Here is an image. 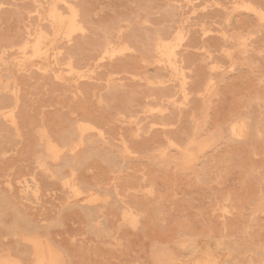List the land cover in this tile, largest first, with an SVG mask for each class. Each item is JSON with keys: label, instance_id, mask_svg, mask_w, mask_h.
Returning <instances> with one entry per match:
<instances>
[{"label": "rangeland", "instance_id": "374dc122", "mask_svg": "<svg viewBox=\"0 0 264 264\" xmlns=\"http://www.w3.org/2000/svg\"><path fill=\"white\" fill-rule=\"evenodd\" d=\"M263 24L264 0H0V264H264Z\"/></svg>", "mask_w": 264, "mask_h": 264}, {"label": "bare ground", "instance_id": "6f19581e", "mask_svg": "<svg viewBox=\"0 0 264 264\" xmlns=\"http://www.w3.org/2000/svg\"><path fill=\"white\" fill-rule=\"evenodd\" d=\"M146 1H147V0H146ZM149 1H150V0H149ZM249 1H250V0H249ZM70 2H73V4H74L76 1H70ZM200 2H201V1H200ZM200 2H199V4H200ZM54 3H55V2H54ZM255 3H256V2H255ZM61 4H62V3H61ZM142 4H143V2H142ZM144 4H145V3H144ZM196 4H197V3H196ZM196 4H195L194 6H196ZM58 5H59V4H58ZM67 5L72 6L71 4H67ZM146 5H148V4H146ZM75 6H76V5H75ZM142 6H143V5H142ZM148 6H149V5H148ZM148 6H146V7H148ZM192 6H193V4H192ZM52 7H53V6H52ZM57 7H60V5L57 6ZM62 7L64 8L65 6L62 5ZM67 7H68V6H67ZM139 7H140V6H139ZM151 7H152V6H151ZM189 7H191V6H189ZM196 7H197V6H196ZM255 7H256V6H255ZM259 7H260V6H259ZM71 8H72V7H71ZM260 8H261V7H260ZM49 9H50V8H49ZM51 9H52V8H51ZM51 9H50V11H51ZM68 9H69V8H68ZM72 9H73V8H72ZM174 9H176V8H174ZM52 10H53V9H52ZM61 10H62V9H61ZM167 10H168V9H167ZM50 11H49L48 13H50ZM62 11H63V10H62ZM70 11H71V10H70ZM72 11H73V10H72ZM79 11H80V10H79ZM79 11H78V12H79ZM144 11H145V8H144ZM51 12H52V11H51ZM53 12H54V10H53ZM55 12H56V10H55ZM146 12H147V10H146ZM148 12H149V10H148ZM179 12H180V10H179ZM257 12H258V11H257ZM57 13H58V11H57ZM59 13H60V12H59ZM63 13H64V12H63ZM151 13H152V12H151ZM166 13H167V12H166ZM168 13H169V12H168ZM176 13H177V12H176ZM176 13H175V14H176ZM225 13H226V12H225ZM71 14H72V13H71ZM73 14H74V13H73ZM73 14H72L71 16H74ZM149 14H150V12H149ZM171 15L173 16V14H171ZM54 16H55V15H54ZM65 16L67 17L66 14H65ZM69 16H70V13H69ZM69 16H68V17H69ZM163 16H165V14H164ZM246 16H247V15H246ZM249 16H251V15H249ZM51 17H53V16H51ZM61 17H62V16H61ZM167 17H168V16H167ZM57 18H58V17H57ZM79 18H80V17H79ZM84 18H85V17H84ZM249 18H250V17H249ZM53 19H54V18H53ZM59 19H60V17H59ZM59 19H57V20H59ZM63 19H64V18H63ZM81 19H83V18H81ZM174 19H175V18H174ZM250 19H251V18H250ZM54 20H55V19H54ZM57 20H56V21H57ZM52 21H53V20H52ZM59 21H61V20H59ZM72 21H74V17H73V20H72ZM72 21H70V22H72ZM174 21H176V20H174ZM63 22L66 23V21H64V20H63ZM81 22H82V21H81ZM83 22H84V21H83ZM244 22H245V21H244ZM56 23H57V22H56ZM64 23H63V26L65 25ZM67 23H68V22H67ZM85 23H86V22H85ZM88 23H89V22H88ZM252 23H253V22H252ZM57 24H58V23H57ZM70 24H71V23H70ZM77 24H78V23H77ZM83 24H84V23H83ZM89 24H90V23H89ZM248 24H249V23H248ZM66 25H68V24H66ZM72 25H73V22H72ZM226 25H228V24H226ZM232 25H233V24H232ZM263 25H264V24H263ZM40 26H41V25H40ZM57 26H58V25H57ZM57 26H56V27H57ZM59 26H60V24H59ZM59 26H58V27H59ZM63 26L61 25L60 27H63ZM79 26H80V25H79ZM64 27H65V26H64ZM84 27H85V26H84ZM146 27H147V26H146ZM40 28H41V27H40ZM65 28H66V27H65ZM85 28H86V27H85ZM85 28H84V29H85ZM149 28H151V27H149ZM43 29H44V28H43ZM45 29H46V28H45ZM45 29H44V30H45ZM57 29H58V28H57ZM60 29H61V28H60ZM62 29H63V28H62ZM74 29H75V28H74ZM74 29H73V30H74ZM79 29H80V27H79ZM81 29H83V28H81ZM70 30H71V28H70ZM129 30H130V29H129ZM129 30H127V31H129ZM161 30H162V28H161ZM164 30H165V29H164ZM166 30H167V29H166ZM55 31H56V29H55ZM59 31H60V30H59ZM147 31H148V29H147ZM147 31H146V32H147ZM150 31H151V30H150ZM30 32H31V31H30ZM47 32H48V35H49V34H50V31H47ZM140 32H141V31H140ZM146 32H145V34H146ZM148 32H149V31H148ZM53 34H54V32H53ZM53 34H52V35H53ZM57 34H59L58 31H57ZM57 34H56V35H57ZM133 34H134V32H133ZM139 34H140V33H139ZM141 34H143V32H141ZM141 34H140V35H141ZM170 34H171V32H170ZM69 35H70V34H69ZM121 35H123V33H122ZM137 35H138V34H137ZM137 35H134V36L137 37ZM159 35H160V34H159ZM162 35H163V32H162ZM34 36H35V35H34ZM40 36H41V35H40ZM98 36H100V35H98ZM128 36H129V35H128ZM130 36H131V34H130ZM134 36H132V37H134ZM145 36H146V35H145ZM164 36H165V35H163L162 37H164ZM168 36H170V35H168ZM228 36H229V35H228ZM38 37H39V36H38ZM51 37H52V36H51ZM67 37H68V36H67ZM69 37H70V36H69ZM121 37H122V36H121ZM124 37H125V36H124ZM126 37H127V36H126ZM126 37H125V38H126ZM132 37H131V38H132ZM138 37H139V36H138ZM53 38H54V37H53ZM53 38H51V40H52ZM108 38H109V37H108ZM110 38H112V37L110 36ZM113 38H114V37H113ZM122 38H123V37H122ZM125 38H124V39H125ZM131 38H130V39H131ZM140 38H141V37H140ZM150 38H151V37H150ZM150 38H149V39H150ZM166 38H167V37H166ZM168 38H169V37H168ZM95 39H96V38H95ZM97 39H98V38H97ZM154 39H155V38H154ZM161 39H162V38H161ZM164 39H165V38H164ZM191 39H193V38H191ZM195 39H196V38H195ZM125 40H126V39H125ZM125 40H124V41H125ZM132 40H133V39H132ZM150 40H151V39H150ZM162 40H163V39H162ZM251 40H252V39H251ZM28 41H29V40H28ZM97 41H99V40H97ZM108 41H110V39H109ZM129 41H130V40L128 39V42H129ZM139 41H142V40L139 39ZM139 41H138V42H139ZM192 41H193V40H191L190 42H192ZM100 42H101V41H100ZM100 42H99V44H100ZM125 42L127 43V40H126ZM132 42H133V41H132ZM96 43H97V42H96ZM96 43H95V42L93 43V45H92L93 48H94V44H95V46H96ZM115 43H116V42H115ZM130 43H131V41H130ZM136 43H137V42H136ZM139 43H140V42H139ZM147 43H148V42H147ZM128 44H129V43H127V45H128ZM131 44L134 45V43H131ZM141 44H142V42H141ZM48 45H49V44H48ZM97 45H98V44H97ZM101 45H103V44H101ZM133 45H132V46H133ZM138 45L140 46V44H138ZM144 45H145V44H144ZM149 45H150V44H149ZM57 46H58V45H57ZM98 46H99V45H98ZM129 46H131V45H129ZM135 46H136V45H135ZM135 46H134V47H135ZM147 46H148V45H147ZM36 47H37V46H36ZM58 47H60V46H58ZM80 47H81V46H79V48H80ZM99 47H100V46H99ZM99 47H97V48H99ZM150 47H151V46H150ZM60 48H61V47H60ZM97 48H96V49H97ZM100 48H101V47H100ZM102 48H103V47H102ZM146 48H147V47H146ZM53 49H54V48H53ZM91 49H92V48H91ZM96 49H95V50H96ZM136 49H137V48H136ZM139 49H140V48H139ZM139 49H138V50H139ZM143 49H144V47H143ZM148 49H149V48H148ZM60 50H61V49H60ZM83 50H84V49H83ZM85 50H86V49H85ZM145 50H146V49H145ZM178 50H179V49H178ZM178 50H177V51H178ZM55 51H56V50H55ZM70 51H71V50H70ZM72 51H73V50H72ZM89 51H90V50H89ZM89 51H88V53H89ZM143 51H144V50H143ZM143 51H142V52H143ZM146 51H147V50H146ZM149 51H150V50H149ZM56 52H57V51H56ZM63 52H64V51H63ZM73 52H74V51H73ZM73 52H71V53H73ZM76 52H77V51H76ZM90 52H92V50H91ZM135 52H136V51H135ZM67 53H68V52H67ZM97 53H98V52H97ZM139 53H141V52H139ZM146 53H147V52H146ZM237 53H238V52H237ZM239 53H240V52H239ZM63 54H65V53H63ZM76 54H77V53H76ZM84 54H87V53H84ZM137 54H138V53H137ZM142 54H145V52H143ZM167 54H168V53H167ZM178 54H179V53H178ZM242 54H243V53H242ZM61 55H62V53H61ZM70 55H72V54H70ZM134 55H136V54H134ZM134 55H133V57H134ZM139 55H140V54H139ZM145 55H146V54H145ZM150 55H151V54H150ZM152 55H154V54H152ZM175 55H176V53H175ZM46 56H47V55H46ZM73 56H74V55H73ZM84 56H85V55H84ZM84 56H83V57H84ZM95 56H96V55H95ZM128 56H129V55H128ZM130 56H131V55H130ZM147 56H149V52H148V55H147ZM154 56H155V55H154ZM154 56H153V57H154ZM64 57H65V56H64ZM77 57H78V56H77ZM87 57H88V55H87ZM90 57L92 58V56H90ZM90 57H89V58H90ZM93 57H94V56H93ZM96 57H97V56H96ZM133 57L131 56V58H133ZM136 57H137V56H136ZM141 57H143V56H141ZM145 57H146V56H145ZM246 57H247V56H246ZM66 58H67V57H66ZM66 58H65V59H66ZM74 58H75V57H74ZM122 58H123V57H122ZM125 58L129 59L128 57H125ZM134 58H135V57H134ZM138 58H139V56H138ZM146 58H147V57H146ZM148 58H149V57H148ZM168 58H169V57H168ZM170 58H171V57H170ZM243 58H244V57H243ZM57 59H58V58H57ZM61 59H62V57H61ZM65 59H64V60H65ZM94 59H95V57H94ZM123 59H124V58H123ZM123 59H122V60L120 59V60L123 61ZM232 59H233V58H232ZM77 60H78V59H77ZM79 60H80V59H79ZM81 60H82V59H81ZM81 60H80V61H81ZM83 60H85V59H83ZM87 60H88V59H87ZM80 61H79V62H80ZM94 61H95V60H94ZM127 61H130V62H131L132 59H131V60L129 59V60H127ZM133 61H134V60H133ZM62 62H63V60H62ZM73 62H74V61H73ZM75 62H77V61H75ZM125 62H126V61H124V62H122V63L125 64ZM134 62H136V61H134ZM138 62H139V60H138ZM176 62H177V61H176ZM178 62H179V61H178ZM85 63H86V62H85ZM122 63H120V64H122ZM73 64H74V63H73ZM76 64H77V63H76ZM76 64H74V66H72V67L75 68V67H76ZM78 64H79V63H78ZM78 64H77V65H78ZM136 64H137V63H136ZM138 64H139V63H138ZM138 64H137V69H136L137 72H138V69H139V68H138ZM82 65L85 66L84 63H83ZM82 65H80V66L82 67ZM117 65H118V64H117ZM134 65H135V63H134ZM113 66H116V63H115V65H113ZM128 66H129V62H128ZM130 66H131V65H130ZM119 67H120V66H119ZM122 67L128 69V67H125V66H121V69H122ZM132 67H133V66H132ZM181 67H183V66H181ZM69 68H70V67H69ZM129 68L131 69V67H129ZM62 69H63V68H62ZM116 69H117V68H116ZM130 69H129V71H130ZM134 69H135V68H134ZM181 69H182V68H181ZM183 69H184V68H183ZM64 70H65V69H64ZM118 70H119V69H118ZM122 70H123V69H122ZM124 70H125V69H124ZM131 70H132V69H131ZM178 70H179V69H178ZM81 71H82V70H81ZM119 71H121V70H119ZM133 71H134V70H133ZM132 74H133V72H132ZM139 74H140V72H139ZM117 85H118V83H117ZM86 86H89V85H86ZM108 87H109V86H108ZM112 87H113V85H112ZM122 87H124V86H122ZM84 88H85V86H84ZM89 88H90V87H89ZM104 88H105V87H104ZM109 88H110V87H109ZM109 88H108V89H109ZM146 88H147V87H146ZM149 89H150V88H149ZM151 89H152V88H151ZM80 90H81V89H80ZM88 90H89V89H88ZM92 90H93V89H92ZM92 90H91V91H92ZM111 90H112V88H111ZM111 90H110V92L112 93ZM117 90H118V89H117ZM123 90H124V89H123ZM144 90H145V88L143 89V91H144ZM153 90H154V88H153ZM186 90H187V88H186ZM82 91H86V90H83V89H82ZM118 91H119V90H118ZM120 91L123 93L122 90H120ZM136 91H137V90H136ZM145 91H146V90H145ZM151 91H152V90H151ZM158 91H159V90H156V92H155V91H154V92L157 94ZM113 92H114V91H113ZM116 92H117V91H115V93H116ZM137 92H138V91H137ZM81 93H82V92H81ZM111 93H110V94H111ZM155 93H154V94H155ZM159 93H161V91H160ZM159 93H158V94H159ZM87 94H88V93H87ZM89 94H90V96H91V93H89ZM89 94H88V95H89ZM103 94H105V93H103ZM110 94H109V95H110ZM113 94H114V93H113ZM113 94H112V95H113ZM125 94H126V92H125ZM138 94H139V92H138ZM138 94H137V95H138ZM149 94H150V93H149ZM163 94H164V93H163ZM82 95H83V94H82ZM94 95H95V92H94ZM101 95H102V94H101ZM109 95L107 96V97H108V101H109V98H110V100H111V98H112V95H111V97H109ZM151 95H152V93H151ZM95 96H96V95H95ZM122 96H123V95H122ZM126 96H127V95H126ZM126 96H124V97H126ZM133 96H136V95H133ZM133 96H132V97H133ZM146 96H147V94H146ZM146 96H144V97H146ZM149 96H150V95H149ZM156 96H157V95H156ZM158 96H159V95H158ZM158 96H157V97H158ZM160 96H161V94H160ZM0 97L2 98L1 95H0ZM97 97H98V96H97ZM103 97H104V95L101 97V99H102ZM130 97H131V96H130ZM94 98H95V97H94ZM128 98H129V97H128ZM135 98H136V99H137V98L140 99V97H135ZM135 98H134V99H135ZM159 98H160V97H159ZM163 98H164V97H163ZM18 99H19V98H18ZM112 99H113V98H112ZM118 99H120V98H118ZM131 99H132V98H131ZM131 99H130V101H131ZM134 99H133V100H134ZM113 100H114V99H113ZM115 100H116V99H115ZM115 100H114V101H115ZM126 100H128V99H126ZM126 100H125V102L128 103V101H126ZM155 100H156V99H155ZM157 100H158V98H157ZM157 100H156V101H157ZM0 101H1V100H0ZM84 101H85V100H84ZM102 101H107V98H106L105 100H102ZM108 101H107V103H108ZM123 101H124V100H123ZM156 101H155V102H156ZM109 102H110V101H109ZM119 102H120V101H119ZM131 102H132V101H131ZM136 102H137V101H136ZM136 102L133 101V104L136 103ZM85 103H86V102H85ZM113 103H114V102H113ZM113 103H112V104H113ZM129 103H130V102H129ZM129 103H128V104H129ZM87 104H88V103H87ZM114 104H115V103H114ZM123 104H125V103H123ZM123 104H122V105H123ZM128 104H126V107H127ZM133 104H132V105H133ZM6 105H7V104H6ZM81 105H82V104H81ZM100 105H102V104H100ZM117 105H118V107H119V104H118V103H117ZM132 105H131V106H132ZM134 105H136V104H134ZM138 105H139V104H138ZM140 105H141V104H140ZM1 106H2V104H1V102H0V108H1ZM83 106H84V105H83ZM110 106H112V105H110ZM2 107H3V106H2ZM17 107H19V106H17ZM77 107L80 108V106H77ZM97 107H98V106H97ZM97 107H96V109H98ZM102 107H104V105H103ZM102 107H100V108L103 109ZM108 107H109V106H108ZM108 107H107V108H108ZM118 107H116V108L118 109ZM142 107H143V106H142ZM84 108L86 109L87 107H84ZM84 108H83V109H84ZM100 108H99V109H100ZM111 108H113V107H111ZM116 108H115V111L117 110ZM80 109H82V106H81ZM80 109H78V110L80 111ZM108 109H109V108H108ZM119 109H120V107H119ZM123 109H124V106H123ZM87 110H88V109H87ZM87 110H86L85 113H87ZM92 110H93V109H92ZM104 110H105V109H104ZM111 110H112V109H110V110H108V111L106 110L107 113L110 111V112L108 113L109 116H111V114H114V113H111ZM113 110H114V109H113ZM113 110H112V112H113ZM84 111H85V110H84ZM133 111H134V110H133ZM133 111H132V113H133ZM137 111H138V110H137ZM0 112H1V111H0ZM15 112H18V111H15ZM90 112H91V111H90ZM128 112H129V111H128ZM128 112H127V113H128ZM82 113H83V110H82ZM82 113H81V114H82ZM98 113H102V111H101V112L99 111ZM107 113L105 112V114H107ZM110 113H111V114H110ZM120 113H121V112H120ZM130 113H131V112H130ZM172 113H173V112H172ZM17 114H18V113H17ZM83 114H84V113H83ZM87 114H89V113H87ZM92 115H93V114H92ZM97 115H98V114H97ZM97 115H96V117H97ZM103 115H104V114H103ZM103 115H102V116H103ZM108 115H107L106 118H108ZM131 115H132V114H131ZM155 115H156V114H155ZM93 116H94V115H93ZM93 116H92V117H93ZM102 116H100V117H102ZM113 116H114V115H113ZM19 117H20V116H19ZM53 117H54V116H52V119H53ZM62 117H63V116H62ZM80 117H81V116H80ZM87 117H88V115H87ZM90 117H91V116H90ZM162 117H163V116H162ZM172 117L174 118V116H172ZM172 117H171V118H172ZM55 118H56V117H55ZM59 118H60V117H59ZM85 118H86V117H85ZM158 118H159V116H158ZM158 118H157V116H156V119H157V120H158ZM165 118H166V117H164V118H162V119L165 120ZM16 119H17V116H16ZM50 119H51V118H50ZM61 119H62V118H61ZM80 119H81V118H80ZM94 119H96V118L94 117ZM94 119H92V121H93ZM108 119H109V118H108ZM151 119H152V118H151ZM156 119H155V120H156ZM0 120H1V119H0ZM17 120H18V121L20 120L19 122H21V119L18 118ZM55 120H57V119H55ZM66 120H67V118H66ZM70 120H71V119H70ZM83 120H84V119H83ZM83 120H82V122H83ZM86 120H87V119H86ZM86 120H85V121H86ZM89 120H90V119H89ZM97 120H98V118H97ZM101 120H102V119H101ZM103 120H104V119H103ZM152 120H154V119H152ZM166 120H167V118H166ZM172 120H173V119H172ZM50 121H51V120H50ZM52 121H53V120H52ZM67 121H69V120H67ZM87 121H88V120H87ZM87 121H86V122H87ZM92 121H91V122H92ZM94 121H95V120H94ZM105 121H107V120H105ZM150 121H151V120H150ZM150 121H149V122H150ZM167 121H168V120H167ZM2 122H3V121H2ZM27 122H28V121H27ZM27 122H26V120H25V123H27ZM58 122H59V120H58ZM62 122H63V121H62ZM77 122H78V121H77ZM89 122H90V121H89ZM91 122H90V123H91ZM97 122H98V121H97ZM101 122H103V121H101ZM101 122H100V120H99V123H100V124H101ZM137 122H138V121H137ZM137 122H136V124H138ZM156 122H157V121H156ZM164 122H166V121H164ZM170 122H171V121H170ZM17 123H18V122H17ZM21 123H23V122H21ZM67 123H69V122H67ZM105 123H106V122H105ZM151 123H152V122H151ZM154 123H155V122H154ZM166 123H167V122H166ZM171 123H172V122H171ZM0 124H1V122H0ZM47 124H48V123H47ZM50 124L52 125L51 122H50ZM53 124H54V123H53ZM97 124H98V123H97ZM157 124H159V123H157ZM18 125H19V124H18ZM18 125H17V126H18ZM20 125H22V124H20ZM67 125H68V124H67ZM92 125H93V123H92ZM94 125H95V122H94ZM94 125H93V126H94ZM1 126H2V125H1ZM42 126H43V124H42ZM44 126H46V125H44ZM71 126H72V125H71ZM73 126H74V125H73ZM99 126H100V125H99ZM99 126H97V127H95V128H98ZM233 126H234V125H233ZM2 127H3V126H2ZM50 127H51V126H50ZM52 127H53V126H52ZM58 127H59V126H58ZM74 127H75V126H74ZM53 128H54V127H53ZM71 128H72V127H71ZM100 128H101V127H100ZM1 129H2V128H1ZM3 129H4V132H5V127H4ZM12 129H13V128H11L10 130H12ZM47 129L51 130V129L48 128V127H47ZM18 130H19V129H18ZM54 130H55V129H54ZM69 130H70V128H69ZM72 130H74V129H72ZM170 130H171V129H170ZM19 131H20V130H19ZM74 131H75V130H74ZM167 131H168V130H167ZM177 131H178V130H177ZM234 131H235V130H234ZM1 132H2V131H1ZM47 132H48V131H47ZM47 132H46V135H47ZM72 132H73V131H72ZM235 132H236V131H235ZM9 133H11V132H9ZM93 133H94V132H93ZM93 133H92V136H93ZM178 133H179V132H178ZM181 133H182V132H181ZM197 133H198V132H197ZM0 134H1V133H0ZM2 134H3V133H2ZM13 134H15V133H13ZM53 134H54V133H53ZM53 134H52L51 138L54 137ZM70 134H71V133H70ZM70 134H68V135H70ZM72 134H73V133H72ZM89 134H90V133H89ZM94 134H95V133H94ZM104 134H105V131H104ZM104 134H103V135H104ZM171 134H172V133H171ZM20 135H21V133H20ZM42 135H43V134H42ZM90 135H91V134H90ZM197 135H198V134H196V136H197ZM6 136H8V135H6ZM6 136H5V137H6ZM60 136H61V135H60ZM75 136H76V135H75ZM86 136H88V135H86ZM185 136H186V135H185ZM2 137H3V136H2ZM2 137H1V138H2ZM48 137H50V136H48ZM90 137H91V136H90ZM103 137H104V136H103ZM6 138H7V137H6ZM8 138H9V136H8ZM66 138H67V137H66ZM69 138H70V137H69ZM83 138L85 139V136H84ZM88 138H89V136H88ZM173 138H174V137H173ZM42 139H44V138H42ZM55 139H58V138L55 137ZM60 139H61V138H59V141H60ZM62 139H64V137H63ZM62 139H61V141H62ZM71 139H72V137H71ZM73 139H74V138H73ZM86 139H87V137H86ZM152 139H153V138H152ZM8 140H9V139H8ZM10 140H11V139H10ZM44 140H45V139H44ZM96 140H97V139H96ZM132 140H133V139H132ZM148 140H149V139H148ZM174 140H175V139H174ZM1 141H3V139H2ZM55 141H56V140H55ZM72 141H74V140H72ZM83 141H84V140H83ZM97 141H98V140H97ZM134 141H135V140H134ZM200 141H201V140H200ZM7 142L10 143V141H7ZM7 142H6V143H7ZM63 142H64V141H62V143H63ZM129 142H130V141H129ZM3 143H4V142H3ZM3 143H2V144H3ZM96 143H97V142H96ZM96 143H95V144H96ZM55 144H56V143H55ZM63 144H67V142H65V143H63ZM56 145H57V144H56ZM59 145H60V144H59ZM126 145H127V144H126ZM130 145H131V143H130ZM132 145H133V144H132ZM144 145H145V144H144ZM4 146H5V145H4ZM4 146H2V148H4ZM83 146H84V145H83ZM85 146H86V145H85ZM104 146H105V145H104ZM8 147H9V146H8ZM57 147H58V146H57ZM64 147H65V145L63 146V148H64ZM94 147H96V146H94ZM94 147H93V149H94ZM128 147H129V145H128ZM0 148H1V147H0ZM2 148H1V149H2ZM5 148H6V147H5ZM65 148H66V147H65ZM97 148H99V147H97ZM131 148H132V147H131ZM1 149H0V150H1ZM85 149H86V148H85ZM90 149H91V148H90ZM100 149H101V148H100ZM104 149H105V148H104ZM104 149H103V150H104ZM88 150H89V148H88ZM96 150H97V149H96ZM96 150H95V151H96ZM106 150H107V149H106ZM106 150H105V152H106ZM3 151H4V150H3ZM6 151H7V149H6ZM73 151H74V150H73ZM82 151H84V150H82ZM89 151H91V150H89ZM89 151H88V152H89ZM93 151H94V150H93ZM100 151H102V150H100ZM194 151H195V150H194ZM64 152H65V151H64ZM64 152H63V153H64ZM91 152H92V151H91ZM91 152H90V153H91ZM103 152H104V151H103ZM103 152H102V155H103V154H104V155L107 154V153L105 154V153H103ZM107 152H108V150H107ZM130 153H131V152H130ZM81 154H82V153H81ZM94 154H96V153H94ZM97 154H99L98 151H97ZM64 155H65V154H64ZM112 155H114V154H112ZM58 156H59V155H58ZM110 156H111V155H110ZM177 156H178V155H177ZM59 157H62V154H61V156H59ZM63 157H64V156H63ZM63 157H62V158H63ZM66 157H67V156H66ZM66 157L63 158V159H66V160H67V159L69 158V157H68V158H66ZM72 157H73V155H72ZM115 157H116V156H115ZM115 157H114V158H115ZM109 158H110V157H109ZM103 159H105L104 156H103ZM106 159H107V158H106ZM58 160H59V158H58ZM73 160H74V159H73ZM108 160H109V159H108ZM43 161H45V160H43ZM56 161H57V160H56ZM56 161H55V163L59 165V163H57ZM60 161H61V160H60ZM60 161H59V162H60ZM113 161H114V159H113ZM62 162H63V161H62ZM62 162H60V163H62ZM64 162H66V161H64ZM64 162H63V163H64ZM71 162H72V161H71ZM109 162H110V160H109ZM168 162H169V161H168ZM46 163H47V162H46ZM55 163H54V164H55ZM68 163H69V162H68ZM68 163H66L64 166L68 165ZM49 164H50V162H49ZM54 164H53V165H54ZM58 165H57V167H58ZM60 165H61V164H60ZM60 165H59V166H60ZM69 165H70V163H69ZM50 166H52V165H50ZM62 166H63V165H62ZM54 167H55V166H54ZM58 168L61 169L60 167H58ZM43 169H44V168H43ZM53 169H54V168H53ZM53 169H52V170H53ZM55 170H56L57 172L59 171V173L61 172L60 170H58V169H56V168L54 169V171H55ZM51 172H52V171H51ZM57 172H56V173H57ZM56 173H55V174H56ZM53 174H54V173H53ZM60 174H61V173H60ZM60 174H59V175L56 174V175L60 176ZM56 175H55V176H56ZM55 176H54V179L56 178ZM58 176H57V177H58ZM60 177H61V176H60ZM60 177H59V178H60ZM76 178H79V176L76 177ZM79 180H80V179H79ZM74 181H75V180H74ZM76 181H77V180H76ZM79 182H80V181H78V183H79ZM45 183H46V182H45ZM80 183H81V182H80ZM49 184H50V183H49ZM63 184H64V183H63ZM75 184H76V182H75ZM50 185H51V184H50ZM64 185H65V184H64ZM38 186H39V185H38ZM66 186H67V185H66ZM48 187H49V186H48ZM65 188H67V187H65ZM79 188H80V187H79ZM82 188H83V187H82ZM31 189H32V188H31ZM39 190H40V189H39ZM27 193H28V192H27ZM2 201H3V200H2ZM24 208H25V207H24ZM89 211H90V210H89ZM2 212H3V211H2ZM19 219H21V218H19ZM19 219H18V220H19ZM26 220H27V219H26ZM22 222H24V221H22ZM13 223H14V222H13ZM18 223H19V222H18ZM10 224H11V223H10ZM27 224H28V223H27ZM33 224H34V223H33ZM21 225H23V224L21 223ZM28 225H29V224H28ZM7 226H8V225H7ZM9 226H10V225H9ZM14 226H15V225H14ZM17 226H18V225H17ZM21 227H22V226H21ZM21 227L18 226V228H21ZM31 228H32V227H31ZM36 228H37V227H36ZM23 229H25L24 226H23ZM14 230H15V229H14ZM33 230H34V229H33ZM12 231H13V230H12ZM7 233H8V232H7ZM10 233H12V232H10ZM28 234H29V233H28ZM38 238H39V237H38ZM40 239H41V238H40ZM20 241H21V240H20ZM39 242H40V241H39ZM4 243H5V242H4ZM34 243H35V242H34ZM45 243H46V242H45ZM47 243H48V242H47ZM47 243H46V244H47ZM6 244H7V243H6ZM16 244H17V243H16ZM48 244H49V243H48ZM13 245H14V244H13ZM18 245L20 246V244H18ZM49 245H50V244H49ZM38 246H39V245H38ZM40 246H41V245H40ZM10 247H11V246H10ZM14 247H16V246H14ZM31 247H32V246H31ZM45 247H46V246H45ZM47 247H48V246H47ZM1 248L3 249V247H1ZM11 248H12V247H11ZM16 248H17V247H16ZM39 248L41 249V247H39ZM48 248H49V247H48ZM13 249H15V248H13ZM19 249H20V248H19ZM15 250H16V249H15ZM24 250H25V248H24ZM24 250H22V252H24ZM48 250H49V249H48ZM31 251H32V250H31ZM46 251H47V250H46ZM16 252H17V251H16ZM18 252H20V250H18ZM25 252H26V251H25ZM36 252H37V251H36ZM48 252H50V251H48ZM26 253H27V252H26ZM10 254H11V253H10ZM20 254H21V252H20ZM36 254H37V253H36ZM46 254H47V253H46ZM11 255H12V254H11ZM15 255H16V254H15ZM15 255H12V256H15ZM16 256L18 257L19 255H16ZM24 256H25V255H24ZM31 256H32V255H31ZM41 256H42V254H41ZM15 258H16V257H15ZM42 258H43V257H42ZM50 258H51V257H50ZM19 259H21V257H20ZM27 259H28V258H27ZM33 259H34V257H33ZM41 260H42V259H41ZM47 260H48V259H47ZM24 261H25V260H24ZM27 261H28V260H27ZM48 261H49V260H48ZM20 262H21V261H20ZM43 262H44V261H43ZM49 262H50V261H49ZM23 263H25V262H23ZM26 263H27V262H26ZM41 264H42V263H41ZM48 264H49V263H48Z\"/></svg>", "mask_w": 264, "mask_h": 264}]
</instances>
